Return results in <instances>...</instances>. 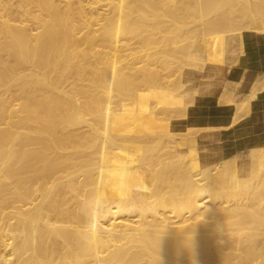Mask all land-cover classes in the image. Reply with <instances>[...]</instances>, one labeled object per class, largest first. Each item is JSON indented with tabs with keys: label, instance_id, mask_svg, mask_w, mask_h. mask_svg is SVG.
Listing matches in <instances>:
<instances>
[{
	"label": "bare ground",
	"instance_id": "6f19581e",
	"mask_svg": "<svg viewBox=\"0 0 264 264\" xmlns=\"http://www.w3.org/2000/svg\"><path fill=\"white\" fill-rule=\"evenodd\" d=\"M241 2L0 0V264H264V199L247 207L224 200L246 195L253 180L242 177L236 158L193 172L187 164L180 168L186 154L172 152L181 160L172 155L176 169H186L174 174L176 184L168 186L159 174H151L161 183L154 189L144 182L152 165L145 160L147 138L165 131L172 142H164L175 148L169 132L175 111L159 118L153 105L186 109L192 94L186 102L177 96L183 73L225 65L227 33L245 28L264 35V0ZM183 14L198 16L201 28L182 27ZM245 35L258 34L232 37ZM157 40L158 49L144 51ZM124 42L135 47L126 62ZM177 56L178 88L170 76L175 95L169 96L172 87L160 86L166 76L159 75V61ZM85 87L102 88L108 97L116 91L131 102L106 106L99 90ZM79 98L98 114L84 133L72 129L81 121ZM90 135L88 155L83 146ZM141 138L147 141L129 148ZM78 139H85L83 146ZM251 160L264 170V149Z\"/></svg>",
	"mask_w": 264,
	"mask_h": 264
},
{
	"label": "crops",
	"instance_id": "0c3cea01",
	"mask_svg": "<svg viewBox=\"0 0 264 264\" xmlns=\"http://www.w3.org/2000/svg\"><path fill=\"white\" fill-rule=\"evenodd\" d=\"M226 41L225 65L183 73L180 99L186 102L192 94L193 102L188 99L185 114L174 115L169 132L191 171L236 158L239 173L247 178L253 153L264 149V35L229 36Z\"/></svg>",
	"mask_w": 264,
	"mask_h": 264
},
{
	"label": "rangeland",
	"instance_id": "374dc122",
	"mask_svg": "<svg viewBox=\"0 0 264 264\" xmlns=\"http://www.w3.org/2000/svg\"><path fill=\"white\" fill-rule=\"evenodd\" d=\"M239 1V3L241 4L242 2H241V0H236V2H238ZM109 2L107 1V2H101V3H99L98 5H102L103 7H105V5L106 4H108ZM98 5H95V6H98ZM186 16H188V18L186 17ZM190 16V17H189ZM191 16H193V15H191V14H183V19H182V23H180L181 24V26L183 27H185V25L187 26V27H192V26H194L195 25V23H196V25L195 26H197V24L199 23V18H197L196 16H193L194 17V19H193V17L191 18ZM246 16V15H245ZM245 16H240L239 18H238V21H240V23H243V18L245 17ZM212 17V16H211ZM211 17H208V18H211ZM247 17V16H246ZM245 17V18H246ZM188 20H187V19ZM241 18V20H239ZM244 18V19H245ZM171 19V20H170ZM169 19V21H170V24L172 25V23H171V21H172V18H170ZM186 19V20H185ZM190 19V20H189ZM191 19H192V22L193 23H191ZM196 19H197V21H196ZM207 20V19H206ZM166 22H167V20H165ZM186 21V22H185ZM188 21V22H187ZM189 21H190V23H189ZM201 21V20H200ZM186 23H188V24H186ZM179 24V25H180ZM200 23L198 24V27H199V29L201 28L200 26ZM170 26V25H169ZM197 27V28H198ZM172 28H173V26H172ZM192 28H194V27H192ZM171 29V28H170ZM172 30V29H171ZM243 30V31H242ZM239 32H237V31H234L233 33L231 32H229V33H227L226 34V37H225V40H226V38L227 37H229V36H232V35H235V34H239V33H241V32H248V33H250V32H252V33H257L258 35H261L260 33L261 32H259V30H255V29H252V30H248V29H245V28H242L241 30H238ZM241 31V32H240ZM188 32V29L185 31V33H187ZM237 32V33H236ZM263 33H264V31H263ZM175 34H177V33H175ZM173 35V34H172ZM160 42H161V40H157V44H156V42L155 43H153V42H150V44H151V46H150V44H148V45H145V46H143V48H144V51L145 50H148V49H150V51H153V49H155L156 47H159L160 46ZM131 43V42H130ZM106 45H105V47L107 48L108 47V50H109V46H110V43L109 42H106L105 43ZM129 43H121V45H124V46H121L120 48L122 49V53H121V55H125L121 60L122 61H124V62H126L127 61V56L129 55V54H131V53H133L132 52V50H130L129 48H132L130 45H128ZM263 44V43H262ZM128 45V46H127ZM159 45V46H158ZM264 45V44H263ZM127 46V47H126ZM130 46V47H129ZM153 46V47H152ZM106 48L104 49V52H108V50H106ZM119 48V49H120ZM123 48H124V50H123ZM127 48V49H126ZM133 48H135V47H133ZM156 49H158V48H156ZM127 50H129V51H131V53H128L129 51H127ZM138 51V50H137ZM110 52V51H109ZM260 54H264V50L263 51H261V53ZM144 55V54H143ZM180 57H182V56H180ZM224 61H225V53H224ZM168 58H171V57H166V59H167V61L169 60V61H172V64L171 65H169L168 66V64H170L171 62H167L166 60H165V57H164V60L163 61H165V62H161V60L159 61L160 62V64L159 65H162V70H161V68H159V73H160V71H162V72H164L163 74L162 73H160L159 75L161 76V75H163V76H161L162 78H164V76H168L167 78L165 77V79H163L164 81L166 80V79H168V81L170 80V76H171V78H172V76H173V79L172 80H174L173 81V83L175 82V83H177V74L176 75H174L176 72H175V67H176V65L177 64H175V62H177V58H178V56L177 57H175V58H171V59H168ZM176 59V60H175ZM175 60V61H174ZM179 60H180V58H179ZM181 60H185V59H183V58H181ZM180 60V61H181ZM167 62V64H165ZM82 64H84L83 63V61L81 62ZM182 63H184V62H181V65L183 66L184 64H182ZM212 63H215V62H213L212 61ZM165 64V65H164ZM175 64V67L173 66ZM87 65V63H85V66ZM164 66H165V68H166V70L165 69H163L164 68ZM169 68V69H168ZM171 68V69H170ZM183 68L184 69H187L188 67L187 66H183ZM167 69H168V71H167ZM183 69V70H184ZM164 70V71H163ZM165 71H166V74L167 75H164L165 74ZM170 71H171V74H169L170 73ZM174 71V72H173ZM169 72V73H168ZM174 74H173V73ZM173 74V75H172ZM162 79H161V81H163ZM176 80V81H175ZM164 81H163V83H162V85H160L161 86V88L163 87V84H166V87H164L163 89H165V90H167L168 88L167 87H172L171 85H169L168 83H170V84H172L173 85V83H172V81L170 80L169 82L167 81H165L166 83H164ZM174 83V86L173 87H175V84ZM85 84H88V83H85ZM176 86H178V85H176ZM159 87V85H157V88ZM169 88V90H167L168 91V95L170 96L171 95V93L173 94V95H175L174 93L177 91V89L176 88H178V87H175V92L172 90L171 92H170V89H174V88ZM160 88V87H159ZM158 88V89H159ZM84 89H87V90H89V92H91V93H97L98 92V90H99V95H101L100 97H104L105 99V102L107 101V104H106V106H115L116 104H120L121 102H123L124 104H129L131 101H130V98L128 97V96H125L124 94L122 95V94H118L116 91H113V92H111V97H108L107 95H104V89H102V88H99L98 90H96L95 88H88V87H85ZM142 89H147L146 87H144V88H142ZM181 90H182V88L181 89H179L176 93H177V96H178V94H179V92H180V95H181ZM147 91V90H146ZM72 93V92H71ZM70 93V94H71ZM118 94V95H117ZM156 94H158L159 95V93L157 92ZM172 95V96H173ZM79 99H81V100H79L81 103H82V105H83V102H84V100H83V98H79ZM83 100V101H82ZM70 101H72L71 99H70ZM159 105V106H158ZM154 106V111L156 112V114H157V117H161V118H163V117H165V116H169L170 114L171 115H174V114H176V106H173V105H171L170 107H168V106H165V105H161V104H157L156 106H155V104L153 105ZM85 107H86V109H85ZM159 108V109H156V108ZM163 109V110H161V108ZM174 107V108H173ZM81 108H84V109H81ZM81 108H79V112H80V116L78 117L79 119H77L76 117L77 116H75L74 114V119L76 118V120H81L80 122H78V125H76V126H74L72 129L73 130H81V132L80 133H82L84 130H86L85 128L87 127L85 124H87V123H89V122H92L93 120H95V118L98 116V114L96 115V113H91V108H89L88 106H86V104L84 103V105L83 106H81ZM153 108V107H152ZM168 109V110H167ZM80 110H84V111H80ZM88 110V111H87ZM91 110V111H90ZM165 110V111H164ZM173 110V111H172ZM87 111V113H83V112H86ZM160 111V112H159ZM164 111V112H163ZM175 111V112H174ZM158 112H159V114H158ZM173 112H174V114H173ZM83 113V114H82ZM161 113H163V114H161ZM168 113V115H166ZM73 115H71V117L73 118ZM82 115V116H81ZM92 115V116H91ZM94 115V116H93ZM161 115V116H160ZM163 115V116H162ZM165 115V116H164ZM83 116H85V117H83ZM81 117H82V119H81ZM93 117V118H92ZM93 120H92V119ZM85 120V121H84ZM87 120H89V121H87ZM82 122H83V125H82ZM80 123V124H79ZM81 126H84V127H81ZM86 126V127H85ZM82 128H83V130H82ZM87 131V130H86ZM84 133V132H83ZM164 133H166L165 131H164ZM163 132H160V133H157L156 135H154L153 137L151 136V137H149V138H147L148 140H150V141H148L147 143H149V145H151L152 144V146H148V144L147 143H145L146 144V146H147V148H148V151H150L149 153H148V156H147V158L149 157V156H151L152 155V157L153 158H151V159H154V160H151L150 158V160L149 159H147V158H145V160H147L146 162L148 163V165H150V164H152V165H150L151 167V169L149 168V169H147V172L148 171H150L151 170V172H149V174L148 175H146V177H145V179H144V182H145V184L148 186L149 185V187H150V189L152 188V189H154V187H152V185L153 184H155V185H157V183H158V181L159 180H157V178H155L156 176H157V174H159L160 175V173L162 172L161 170L162 169H164V170H166V171H168L169 170V172H168V174H167V172L166 171H164L163 170V172H165L164 174L163 173H161V175L159 176L158 175V177H159V179L161 180H163L164 178H165V181H167V185L169 186V184L170 183H173V184H176V182L175 181H173V178H175V176H174V174L177 176L178 175V173H184V171L183 170H186L187 168H189V170H190V165H189V161H188V159L186 158H182V159H184L187 163H185L184 162V160H183V162L184 163H182V164H180L179 163V161H181V160H179V157L177 156V155H175V154H177V151H176V147L173 149H171V143H169V142H172V140L167 136L166 137V135H167V133L166 134H164ZM164 134V135H163ZM157 137V139H155L156 137ZM160 136V137H159ZM86 137V139H89L90 141H88L87 140V142H85L84 140L85 139H78V141L79 142H77V145H80V144H82L83 142H85V145L83 146V144L81 145V146H83L84 148H86L85 149V151L86 152H88V155H90V153H91V151L92 150H90L89 151V149H91V148H89L88 147V144L89 143H93V139H91V138H93V137H91V135L89 136V137H87V136H85ZM91 137V138H90ZM143 139V138H141V140H137V139H135L136 141H130L129 143L132 145L133 143V145L134 146H130V145H128L129 146V148H131V149H133V147H134V149L133 150H136L137 149V146H138V144H140L139 142H143L144 143V141L146 142L147 141V139ZM154 138V139H153ZM161 138V139H160ZM168 138H169V140H168ZM143 139V140H142ZM153 140H155V142H158L156 145H158V146H156L155 147V144L153 145V143H155ZM157 140V141H156ZM80 141H82V142H80ZM139 141V142H138ZM153 141V142H152ZM166 141H169V142H167V143H165ZM152 142V143H151ZM138 143V144H137ZM161 143V144H160ZM87 144V145H86ZM160 144V145H159ZM165 144V145H164ZM167 144V145H166ZM170 144V145H169ZM89 145H91V144H89ZM142 145V144H141ZM169 145V147H167ZM86 146V147H85ZM80 147V146H79ZM164 147V148H163ZM87 148H89V149H87ZM128 148V147H127ZM136 148V149H135ZM156 148H160L159 150L158 149H156ZM166 148H169V149H166ZM126 149V148H125ZM163 149H165V151L168 153L167 155L165 154L166 152H164L163 151ZM171 149V150H170ZM132 150V151H133ZM155 150H157V151H155V154H154V151ZM167 150H169V151H167ZM126 151H131V150H127L126 149ZM176 151V152H175ZM160 153V156H158L159 155V153ZM164 153V155H166V156H164L163 155V153ZM172 152H174L172 155H174V156H177L178 157V163L181 165V167L180 168H183V166L185 167V165H186V169H183L182 171L181 170H179V167H178V170L176 169V167L177 166H179L178 165V163H177V166H176V164L175 163H173V161L175 162H177V159H175L176 157H174V160L172 161V155H171V153ZM152 153V154H151ZM157 153V154H156ZM162 155V156H161ZM158 156V157H157ZM169 156H171V158L169 157ZM156 157H157V159H156ZM162 158V157H164V158H162V159H164V160H167V158L166 157H168V160L165 162L164 160H162V159H159V158ZM170 158V159H169ZM149 160V161H148ZM158 160H159V163L160 164H158ZM160 160H161V162H160ZM152 161V162H151ZM164 161V163H162ZM168 161H170V162H168ZM168 162V163H167ZM150 163V164H149ZM169 163H172V165L171 164H169ZM163 164H165V166H163ZM168 164V165H167ZM158 165H162L161 167L160 166H158ZM167 165V166H166ZM174 165H175V167H174ZM258 165V164H257ZM157 166V167H156ZM254 166V165H253ZM263 166V165H262ZM255 167H257V168H259L260 169V167L259 166H255ZM255 167H253L252 168V172H250V174H249V176L247 177V179L248 180H250V179H253L252 180V182H251V180H250V182H248L249 184L248 185H250V188H248V190H247V193H246V195L245 196H247V197H245L244 195H241L240 197H238L237 195H235L233 198L231 197L230 198V196H228V194L225 196L223 193L220 195L219 193V195H217L216 197H219V196H225V198H224V200H229L230 202H231V204H234V202L237 204H240L242 207H247L246 205H248V206H250V204L252 205L255 201H258L259 199H264V179H263V177H264V170H259V169H257V168H255ZM153 168H155V172L153 171L154 169ZM158 168H161V169H158ZM166 168V169H165ZM173 168H175L174 170H173ZM145 169V168H144ZM168 169V170H167ZM262 169H264L263 167H262ZM157 170H158V173H156L157 172ZM175 170H177V171H175ZM257 170H258V172H260V173H257ZM179 171V172H178ZM175 172H177V173H175ZM170 173V174H169ZM151 174H155L153 177H152V175ZM163 174V175H162ZM252 174V175H251ZM258 174V176L256 177V175ZM165 175V176H164ZM180 175V174H179ZM179 175L177 176V177H179ZM255 177H254V176ZM151 177V178H154L155 180H157V181H155L154 179H153V181H152V179L151 178H149V177ZM170 176H171V179H170ZM174 176V177H173ZM176 177V178H177ZM148 178V179H147ZM169 179V180H167V179ZM175 178V179H176ZM256 178V179H255ZM150 179H151V181H150ZM230 178H228V176L226 177V180L223 182V184L225 185V187H227V183H228V181L230 182L231 180H229ZM147 180V181H146ZM257 180V181H256ZM154 181H155V183H154ZM170 181H173V182H170ZM151 182V183H150ZM153 182V183H152ZM168 182H170L169 184H168ZM260 182V183H259ZM150 183V184H149ZM160 183V182H159ZM158 183V184H159ZM161 184V183H160ZM173 184H171V185H173ZM252 184H253V186H252ZM222 187H223V185H221ZM224 187V188H225ZM252 187V188H251ZM255 187V188H254ZM258 187V188H257ZM224 188H222V189H224ZM173 190V189H172ZM174 190H177L176 192H177V194L178 193H181L182 191H180V190H178V189H174ZM225 191V190H224ZM252 192H255V193H252ZM257 192V193H256ZM260 192V193H259ZM251 193V194H250ZM181 194H183V192L181 193ZM181 194H179V195H181ZM249 194V195H248ZM179 195L177 196V195H175V200L176 199H179V201L183 198V195H181L180 197H179ZM185 195V194H184ZM216 195V194H215ZM214 195V196H215ZM259 195V196H258ZM228 196V197H227ZM251 196H252V198H251ZM255 196V197H254ZM182 197V198H181ZM185 197V196H184ZM213 198V200H217V198ZM227 197V198H226ZM243 197H245V198H243ZM250 198V199H249ZM254 198H255V200H254ZM245 199H247V200H245ZM252 199V200H251ZM234 200V201H233ZM217 202V201H216ZM247 202V203H246ZM252 202V203H251ZM243 203H245V204H243ZM254 212H255V209H254ZM211 221V223H212V220H210ZM225 245H229V244H225ZM230 246V245H229Z\"/></svg>",
	"mask_w": 264,
	"mask_h": 264
}]
</instances>
